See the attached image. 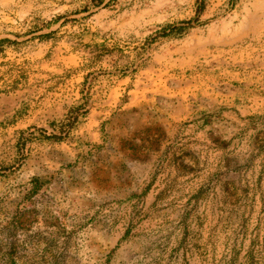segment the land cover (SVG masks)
<instances>
[{"label":"rangeland","instance_id":"1","mask_svg":"<svg viewBox=\"0 0 264 264\" xmlns=\"http://www.w3.org/2000/svg\"><path fill=\"white\" fill-rule=\"evenodd\" d=\"M0 264H264V0H0Z\"/></svg>","mask_w":264,"mask_h":264},{"label":"crops","instance_id":"2","mask_svg":"<svg viewBox=\"0 0 264 264\" xmlns=\"http://www.w3.org/2000/svg\"><path fill=\"white\" fill-rule=\"evenodd\" d=\"M109 10H111V11H109ZM114 12H115V10H112V9H105V10H102V11H101V13H102L103 15L108 16V17H109L110 15H113Z\"/></svg>","mask_w":264,"mask_h":264},{"label":"bare ground","instance_id":"3","mask_svg":"<svg viewBox=\"0 0 264 264\" xmlns=\"http://www.w3.org/2000/svg\"><path fill=\"white\" fill-rule=\"evenodd\" d=\"M109 11H111V10H109ZM117 13V12H116ZM116 16V15H115ZM106 17H108V16H106ZM112 17V16H111ZM103 18H105V17H103ZM108 19V18H107ZM121 23V22H120ZM101 24V23H100Z\"/></svg>","mask_w":264,"mask_h":264}]
</instances>
